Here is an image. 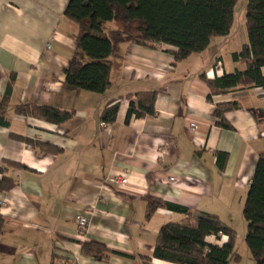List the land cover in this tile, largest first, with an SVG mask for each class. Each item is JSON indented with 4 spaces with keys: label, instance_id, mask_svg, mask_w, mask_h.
<instances>
[{
    "label": "crops",
    "instance_id": "obj_1",
    "mask_svg": "<svg viewBox=\"0 0 264 264\" xmlns=\"http://www.w3.org/2000/svg\"><path fill=\"white\" fill-rule=\"evenodd\" d=\"M66 3L0 0V101L9 86L8 125H0V178L16 182L0 191V264H174L152 257L155 238L163 223L185 215L159 207L146 219V198L220 220L245 199L264 153V85L208 100V86L199 77L243 71L245 63L231 54L247 40L229 39L231 27L177 63L171 45L121 42L117 55L108 58V89L65 91L64 70L79 32L64 16ZM143 91H156L155 115L125 123L130 100ZM229 102L237 107L224 113L232 127L224 129L214 111ZM33 103L74 114L52 124L13 110ZM114 104L115 120L101 126L102 111ZM11 133L56 151H39ZM114 176L125 183H114ZM87 207L89 226L79 235L75 219ZM206 241L221 244L226 237ZM84 243L104 246V257L83 254Z\"/></svg>",
    "mask_w": 264,
    "mask_h": 264
},
{
    "label": "trees",
    "instance_id": "obj_2",
    "mask_svg": "<svg viewBox=\"0 0 264 264\" xmlns=\"http://www.w3.org/2000/svg\"><path fill=\"white\" fill-rule=\"evenodd\" d=\"M238 0H67L64 16L76 22L79 32L75 35L76 49L64 70L65 91L84 90L103 93L110 86V64L107 59L116 56L117 45L131 41L134 44L153 47L157 43L175 47L174 63L191 54L203 51L212 38L230 32L234 19V8ZM245 28L247 42L233 52L234 61L245 63L243 71L224 73L220 77H199L209 89L207 95L225 94L234 90H245L264 85V0H247L245 5ZM108 23L116 24L107 29ZM85 58V59H84ZM125 115V123L131 118L155 115L156 91H143L133 95ZM9 106V86L0 101V125L7 126L5 118ZM237 107L236 102L216 106V124L232 129L223 115ZM118 106L114 104L101 113V121L112 123ZM23 116L60 124L73 117L72 110L47 104H20L13 108ZM10 137L24 142L39 151L55 152L50 145L33 141L11 133ZM224 156V155H223ZM0 173L3 170L0 169ZM15 180L2 175L0 191L15 186ZM145 218L148 219L159 207L184 214L179 221L163 223L156 234L152 257L174 264H236L240 256L235 250L234 234L216 216L200 214L193 216L188 208L147 197ZM246 222L244 241L255 264H264V153L259 154L250 179L242 207ZM3 219L0 216V232ZM214 236L226 241L208 243L206 238ZM106 248L97 243L82 244V253L100 260ZM148 259V258H147Z\"/></svg>",
    "mask_w": 264,
    "mask_h": 264
},
{
    "label": "rangeland",
    "instance_id": "obj_3",
    "mask_svg": "<svg viewBox=\"0 0 264 264\" xmlns=\"http://www.w3.org/2000/svg\"><path fill=\"white\" fill-rule=\"evenodd\" d=\"M246 2L247 0H238L236 4L234 13V24L232 26L230 36L228 37L229 39L232 38L233 41L244 42L245 40H247V33L244 25ZM238 202L234 203L231 212L227 213L226 216H224V218H221L219 221L225 227L229 228L234 234L235 250L240 256V259L236 264H255L244 241L246 231V222L242 217V207L244 203V198H242V202ZM222 240H225V238L222 237Z\"/></svg>",
    "mask_w": 264,
    "mask_h": 264
},
{
    "label": "built area",
    "instance_id": "obj_4",
    "mask_svg": "<svg viewBox=\"0 0 264 264\" xmlns=\"http://www.w3.org/2000/svg\"><path fill=\"white\" fill-rule=\"evenodd\" d=\"M155 45H162V43H157ZM100 124L103 127H106L107 126V123L105 121H101ZM191 127L194 128L195 127V124H191ZM110 180L113 181L116 184H118V183L119 184L125 183V179L123 177H120V176H114V177L110 178ZM102 200H105V199L102 198ZM88 213H90V208L89 207L85 208L83 214L78 215L76 217V219H75L76 227L78 229V234L79 235H84V233H86V230L88 229L89 219H88V217L86 215Z\"/></svg>",
    "mask_w": 264,
    "mask_h": 264
}]
</instances>
